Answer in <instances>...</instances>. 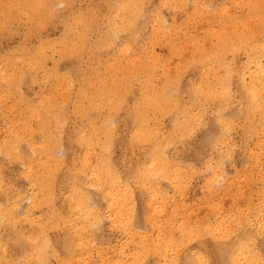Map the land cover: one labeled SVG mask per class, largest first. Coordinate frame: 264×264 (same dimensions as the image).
<instances>
[{
    "label": "rangeland",
    "instance_id": "obj_1",
    "mask_svg": "<svg viewBox=\"0 0 264 264\" xmlns=\"http://www.w3.org/2000/svg\"><path fill=\"white\" fill-rule=\"evenodd\" d=\"M0 264H264V0H0Z\"/></svg>",
    "mask_w": 264,
    "mask_h": 264
},
{
    "label": "bare ground",
    "instance_id": "obj_2",
    "mask_svg": "<svg viewBox=\"0 0 264 264\" xmlns=\"http://www.w3.org/2000/svg\"><path fill=\"white\" fill-rule=\"evenodd\" d=\"M124 7V6H123ZM160 97V96H159ZM161 97H162V95H161ZM141 123V122H140ZM141 132V131H140ZM143 132V131H142ZM141 134V133H140ZM142 135V134H141ZM17 211V210H16ZM99 225V224H98ZM134 226V225H133ZM97 228V227H96Z\"/></svg>",
    "mask_w": 264,
    "mask_h": 264
}]
</instances>
